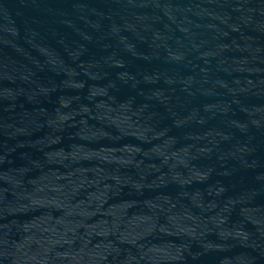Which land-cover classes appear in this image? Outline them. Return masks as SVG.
I'll return each instance as SVG.
<instances>
[{"label": "water", "instance_id": "1", "mask_svg": "<svg viewBox=\"0 0 264 264\" xmlns=\"http://www.w3.org/2000/svg\"><path fill=\"white\" fill-rule=\"evenodd\" d=\"M0 264H264V0H0Z\"/></svg>", "mask_w": 264, "mask_h": 264}]
</instances>
